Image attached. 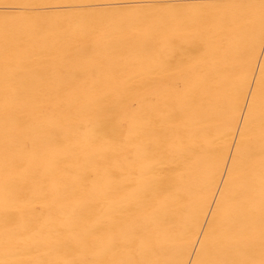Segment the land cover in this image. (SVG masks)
Instances as JSON below:
<instances>
[{"label":"bare ground","instance_id":"1","mask_svg":"<svg viewBox=\"0 0 264 264\" xmlns=\"http://www.w3.org/2000/svg\"><path fill=\"white\" fill-rule=\"evenodd\" d=\"M0 264H264V0H0Z\"/></svg>","mask_w":264,"mask_h":264}]
</instances>
